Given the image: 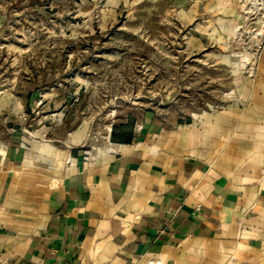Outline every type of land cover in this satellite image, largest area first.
Listing matches in <instances>:
<instances>
[{
	"label": "crops",
	"instance_id": "0c3cea01",
	"mask_svg": "<svg viewBox=\"0 0 264 264\" xmlns=\"http://www.w3.org/2000/svg\"><path fill=\"white\" fill-rule=\"evenodd\" d=\"M255 107L144 114L88 144L0 111V264H264V94Z\"/></svg>",
	"mask_w": 264,
	"mask_h": 264
},
{
	"label": "rangeland",
	"instance_id": "374dc122",
	"mask_svg": "<svg viewBox=\"0 0 264 264\" xmlns=\"http://www.w3.org/2000/svg\"><path fill=\"white\" fill-rule=\"evenodd\" d=\"M262 94L264 0H0V111H23L16 127L48 118L97 143L144 114L254 112Z\"/></svg>",
	"mask_w": 264,
	"mask_h": 264
},
{
	"label": "built area",
	"instance_id": "2783aa9c",
	"mask_svg": "<svg viewBox=\"0 0 264 264\" xmlns=\"http://www.w3.org/2000/svg\"><path fill=\"white\" fill-rule=\"evenodd\" d=\"M92 148H93V146H91ZM88 148V149H85L84 151H83V154H82V158H83V160H86L88 157H89V155H90V152H91V149L92 148Z\"/></svg>",
	"mask_w": 264,
	"mask_h": 264
}]
</instances>
